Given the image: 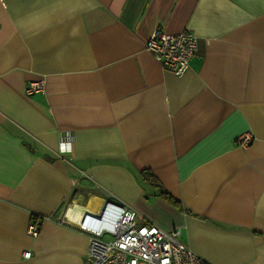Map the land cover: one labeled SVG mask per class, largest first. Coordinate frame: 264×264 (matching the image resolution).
I'll return each mask as SVG.
<instances>
[{
	"label": "crops",
	"instance_id": "0c3cea01",
	"mask_svg": "<svg viewBox=\"0 0 264 264\" xmlns=\"http://www.w3.org/2000/svg\"><path fill=\"white\" fill-rule=\"evenodd\" d=\"M155 28L197 36L181 75ZM105 199L205 264H264V0H0V264H85Z\"/></svg>",
	"mask_w": 264,
	"mask_h": 264
},
{
	"label": "built area",
	"instance_id": "2783aa9c",
	"mask_svg": "<svg viewBox=\"0 0 264 264\" xmlns=\"http://www.w3.org/2000/svg\"><path fill=\"white\" fill-rule=\"evenodd\" d=\"M144 46L163 68L180 75L197 51V36L188 29L165 32L155 28ZM41 88L40 81H31L25 86V92ZM249 140V133L237 137V142L243 145ZM76 224L88 238L85 264H205L179 239V228L166 230L151 222H141L134 209L116 200L105 199L98 211L82 213ZM38 227V222L31 217L27 234L35 235ZM29 254V251L23 252L24 257Z\"/></svg>",
	"mask_w": 264,
	"mask_h": 264
},
{
	"label": "trees",
	"instance_id": "16d2710c",
	"mask_svg": "<svg viewBox=\"0 0 264 264\" xmlns=\"http://www.w3.org/2000/svg\"><path fill=\"white\" fill-rule=\"evenodd\" d=\"M141 179L148 184L152 185L157 189V194L167 200H170L174 204H177L176 200L171 197V195L163 189V187L160 185L156 177L149 171V170H142L141 171ZM33 217L36 215H32Z\"/></svg>",
	"mask_w": 264,
	"mask_h": 264
},
{
	"label": "bare ground",
	"instance_id": "6f19581e",
	"mask_svg": "<svg viewBox=\"0 0 264 264\" xmlns=\"http://www.w3.org/2000/svg\"><path fill=\"white\" fill-rule=\"evenodd\" d=\"M181 75V74H180ZM238 137V136H237ZM248 142H250V140L248 141ZM248 142H246L245 144H247ZM111 200H114V199H111ZM94 212V211H93ZM93 212H88V213H93Z\"/></svg>",
	"mask_w": 264,
	"mask_h": 264
},
{
	"label": "rangeland",
	"instance_id": "374dc122",
	"mask_svg": "<svg viewBox=\"0 0 264 264\" xmlns=\"http://www.w3.org/2000/svg\"><path fill=\"white\" fill-rule=\"evenodd\" d=\"M109 237V236H108ZM108 237H105V238H108Z\"/></svg>",
	"mask_w": 264,
	"mask_h": 264
}]
</instances>
